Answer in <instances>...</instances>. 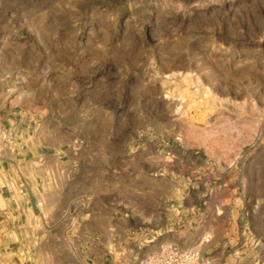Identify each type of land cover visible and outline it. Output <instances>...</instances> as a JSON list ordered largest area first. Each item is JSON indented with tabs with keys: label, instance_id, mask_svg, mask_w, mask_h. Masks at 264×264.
I'll return each mask as SVG.
<instances>
[{
	"label": "rangeland",
	"instance_id": "374dc122",
	"mask_svg": "<svg viewBox=\"0 0 264 264\" xmlns=\"http://www.w3.org/2000/svg\"><path fill=\"white\" fill-rule=\"evenodd\" d=\"M0 264H264V0H0Z\"/></svg>",
	"mask_w": 264,
	"mask_h": 264
},
{
	"label": "built area",
	"instance_id": "2783aa9c",
	"mask_svg": "<svg viewBox=\"0 0 264 264\" xmlns=\"http://www.w3.org/2000/svg\"><path fill=\"white\" fill-rule=\"evenodd\" d=\"M5 137H6V135H5L4 132L1 130V131H0V146L2 145V142L5 141Z\"/></svg>",
	"mask_w": 264,
	"mask_h": 264
}]
</instances>
